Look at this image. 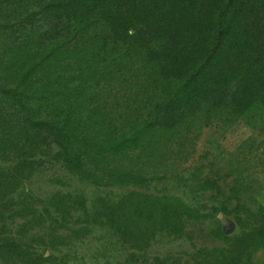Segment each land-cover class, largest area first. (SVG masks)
Segmentation results:
<instances>
[{
	"label": "rangeland",
	"instance_id": "rangeland-1",
	"mask_svg": "<svg viewBox=\"0 0 264 264\" xmlns=\"http://www.w3.org/2000/svg\"><path fill=\"white\" fill-rule=\"evenodd\" d=\"M116 92H98L93 112L77 103L75 146L91 169L82 176L52 137L2 120L0 264H185L186 254L224 246L219 228L239 234L236 218L263 235L264 111L165 132ZM168 201L193 207L186 233L167 227L169 209L183 213ZM251 254L264 264V243Z\"/></svg>",
	"mask_w": 264,
	"mask_h": 264
},
{
	"label": "trees",
	"instance_id": "trees-1",
	"mask_svg": "<svg viewBox=\"0 0 264 264\" xmlns=\"http://www.w3.org/2000/svg\"><path fill=\"white\" fill-rule=\"evenodd\" d=\"M107 91L165 132L264 111V0H0V127L21 118L82 176L91 169L75 146L77 103L93 112ZM168 203L183 213L169 209L167 227L186 233L193 207ZM236 219L239 234L219 228L224 246L186 254L185 264H252L264 232Z\"/></svg>",
	"mask_w": 264,
	"mask_h": 264
}]
</instances>
